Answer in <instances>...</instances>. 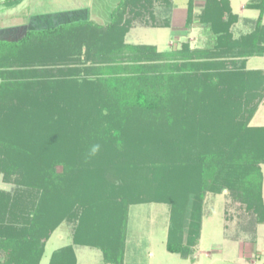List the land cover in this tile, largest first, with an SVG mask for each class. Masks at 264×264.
Listing matches in <instances>:
<instances>
[{
  "label": "trees",
  "instance_id": "obj_1",
  "mask_svg": "<svg viewBox=\"0 0 264 264\" xmlns=\"http://www.w3.org/2000/svg\"><path fill=\"white\" fill-rule=\"evenodd\" d=\"M22 1L7 0L6 5ZM200 4L196 14L198 0H188L185 29L198 18L202 33L214 36L213 49H191L185 43L180 50L159 54L155 45L126 42L137 19L171 27L174 0H119L104 25L77 20L0 39V174L24 185L12 194L0 191V264H38L50 233L63 220L77 222L76 244L100 248L107 264H124L128 208L150 199L170 203L167 249L186 258L201 238L208 192L233 191L234 198L264 221V125L249 123L258 102L249 103L264 97V71L246 66L248 58L264 53V0L246 2L259 15L250 20L253 29L238 38L232 25L239 17L229 0ZM152 52L166 61L146 60ZM212 55L226 58L227 65L219 57L209 60ZM68 83L76 92L89 86L95 110L82 116L78 135L70 134L73 117L64 119L59 109L46 114L63 104ZM173 102L181 103L173 115L176 124L167 113ZM243 108L249 114L241 120ZM165 113L170 119L164 128L148 116ZM43 118L69 120L61 129L64 142L51 133L43 136L41 146L22 140L25 130ZM142 121L155 125L149 140L135 128ZM65 137H78L76 146L68 147ZM84 137L85 146L77 145ZM153 149L156 155L141 164L123 163L130 154L137 156L135 150ZM111 150L112 167L151 178L139 188L129 176L112 182L113 171L105 175L108 166L100 161ZM184 173L193 179L186 192L180 184ZM83 181L90 182V191ZM145 184L154 198H144ZM49 264H76L73 245L54 251Z\"/></svg>",
  "mask_w": 264,
  "mask_h": 264
},
{
  "label": "rangeland",
  "instance_id": "obj_2",
  "mask_svg": "<svg viewBox=\"0 0 264 264\" xmlns=\"http://www.w3.org/2000/svg\"><path fill=\"white\" fill-rule=\"evenodd\" d=\"M6 1L7 0H0V27L2 28L3 23L1 22H3L2 18L4 16L16 12L18 16L16 20L18 24L26 26L25 30L30 27L47 28L67 22L71 19L68 14L72 12L68 10L79 8L84 2L88 4L92 2V0H23L10 10L7 8ZM247 1L248 0H232L236 11L235 13H237L239 17L232 25L234 38H238L240 35L250 32L253 29L250 20L256 19L259 15V10L245 7ZM176 2L178 3V7H187L188 0H177ZM200 9L199 6L196 7V14L200 12ZM81 12L84 13L85 11ZM68 17L70 19H68ZM137 20L134 23H139ZM177 23L178 22H176V25H172L171 21V26L176 29V31L173 30V33L169 28L161 30L163 34L160 39V51L157 49V53L161 54L165 51L180 50L182 49V44L184 45L185 43H189L191 49H213L215 44L214 36L212 33H207V31L204 32L205 34L202 33L203 26L200 24L198 18H195L192 24V27L195 26L194 24L199 27V30L194 34L189 33L191 29H185L184 23H181V25ZM175 33L180 35V37L177 38ZM1 38L2 36H0V39ZM192 45L194 46L193 48L191 47ZM147 56L151 57L146 60H156L160 63L166 61L165 57L160 58L156 56V54H153V52L147 54ZM195 57L199 59V56ZM218 57L223 61L224 66L227 65L225 64L226 58H221V56H217L215 57L216 59H214L212 55V59L209 60L216 61ZM246 66L249 69H262L264 71V53L248 58ZM77 80L80 82L83 79L79 78ZM68 85V88L62 90V92L66 94H63L64 97H62L63 104L60 106L61 109L55 105L51 108L50 113L46 114L53 115L55 112L54 109H59L64 119L65 117H69L70 119L73 117V121L71 122L70 120V128L72 130L70 134L73 135L76 133L75 135H78L79 133L76 131L81 122L84 123L82 116L93 115L95 110L93 109L91 100L92 96L89 95V86H84V88H81V91L78 90L76 92L72 87V83H68ZM182 92H177L178 98L180 99H182ZM263 100L264 97L259 99L256 97L252 103H249L253 106L255 102H258L255 112L252 114V118L249 122L251 125H264V107L260 109ZM180 107L181 103L176 104L173 102L171 108L167 111L168 115H170L169 113L172 114L171 119L166 115L167 113L162 116H157L155 114H149L148 116L155 118L154 120H156V123L158 122V127H163V124H166L169 119L176 124L177 121L174 119L173 115L181 110ZM245 108H243L242 114L239 113L238 119L242 120L249 114L245 113ZM65 123L69 124V120L65 122L59 118H43L40 124L34 125V129L30 128L29 131L26 129L21 138L22 140L31 139L33 144L40 142L39 146L45 143L42 139L47 133H51V136H54L56 140H62L61 134L64 133L61 132V129L65 127ZM154 126V124L144 121L135 124L136 130L139 133L144 132V138L147 140H149L148 132ZM77 138L78 137H65L68 141H66L68 147L76 146L74 143ZM81 139L83 143L79 142L77 145L85 146L86 138L84 137ZM141 140L145 143L149 142L144 139ZM62 142H64V140H62ZM50 148L52 149L53 146ZM191 148H193V150L196 149V147L194 148L193 146ZM61 149L62 147H60L58 151H61ZM135 151L137 152V156L133 159L130 154V158L123 161V163L130 164L137 162L141 164L145 158L149 157L151 159L152 155H156L158 152L155 149L152 150V153L148 150L145 152H142L143 150ZM60 153L61 152H59V154ZM105 154V157H100V161L106 163L108 166L107 169L105 168V175L109 174L111 170L113 171V177L110 175L112 182L119 181L120 177L125 176L132 177L131 181L135 183L137 188L145 182L148 176L140 171L122 168V166L112 167L111 163L114 160L112 150L110 153L109 151H105ZM62 168V165L57 166L59 171L62 170ZM261 168L263 171L262 196L264 200V163L261 165ZM99 174L104 175L100 172ZM12 178H14V176H12ZM148 178L151 177L149 176ZM190 181H193L190 173L181 175L180 184L185 192L191 188ZM89 183V181H83L88 191L91 190V187H87ZM21 187H24V185L20 186L12 179L6 180L4 174H0V191L12 194L17 189H21ZM141 189H143L145 193L144 198H147V196L149 198H154L156 195H154V192L150 191L151 188H149L147 184L143 185ZM232 193L229 189H226L220 193L208 192L206 194L203 206L201 238L195 248L194 254L187 258L182 257L178 253L170 252L167 249L171 213L170 203L155 199L144 200V202L135 204L131 203L128 208V219L125 224L124 264H264V221L259 222L257 219L258 214L248 209L244 202L234 198ZM76 223L77 222L63 220L61 224L52 230L46 241L44 254L38 264H48L51 254L67 245H73L74 247L76 264H107L103 251L100 248L91 245L76 244L74 242V229ZM184 239L185 241L187 240L186 234Z\"/></svg>",
  "mask_w": 264,
  "mask_h": 264
},
{
  "label": "crops",
  "instance_id": "obj_3",
  "mask_svg": "<svg viewBox=\"0 0 264 264\" xmlns=\"http://www.w3.org/2000/svg\"><path fill=\"white\" fill-rule=\"evenodd\" d=\"M177 0H174V9H173V14H172V25H176V22H178V25H181V23H186V16H187V7L184 6H179L178 7V3L176 2ZM231 7L234 11V13L236 12L234 9V5L232 0H229ZM119 0H92L91 3H86L84 2L79 8L76 9H71L68 11H72L71 13H69V18L70 20H68L67 22H73V21H77V20H86V19H90L95 21L96 23L99 24H107L109 23L110 19H111V12L113 10V8L118 4ZM199 2V8L201 7V1ZM16 6L13 7H7L8 9H12ZM81 11H85L84 13H82ZM15 12V11H14ZM74 14V15H73ZM89 16V17H88ZM16 17H18L15 13H10L6 16H4L2 18L1 23L2 24V28L0 30V36H2L1 39L3 40H12L14 38H19L21 37L25 32V27L26 26H22V24H18V21L16 20ZM88 17V18H85ZM183 17V18H182ZM31 22V20H30ZM21 23V22H20ZM20 26H18V25ZM195 26H193L191 28V31L189 33H195L196 31L199 30V27H197L196 24H194ZM28 27H30L29 25H27ZM55 26V25H54ZM31 28V27H30ZM30 28H26V29H30ZM45 28V27H44ZM44 28H34V29H44ZM48 28V27H47ZM169 28L170 31L173 30L176 31V29H174L172 26L171 27H156V26H150V25H146V24H142V23H134L130 29L128 30L127 34H126V42L128 43H136V44H151V45H155L159 50V45H160V39L162 37V31L163 29H167ZM176 34V33H175ZM203 36V35H202ZM176 37L179 38L180 35L176 34ZM192 48L194 47L193 45L191 46ZM264 107V100L260 105V109ZM49 264V263H48Z\"/></svg>",
  "mask_w": 264,
  "mask_h": 264
},
{
  "label": "clouds",
  "instance_id": "obj_4",
  "mask_svg": "<svg viewBox=\"0 0 264 264\" xmlns=\"http://www.w3.org/2000/svg\"><path fill=\"white\" fill-rule=\"evenodd\" d=\"M93 151H95V149H93Z\"/></svg>",
  "mask_w": 264,
  "mask_h": 264
}]
</instances>
